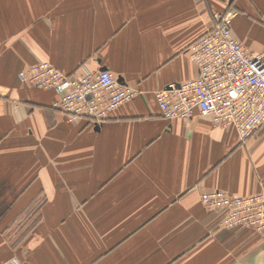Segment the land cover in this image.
I'll list each match as a JSON object with an SVG mask.
<instances>
[{
	"label": "crops",
	"instance_id": "crops-1",
	"mask_svg": "<svg viewBox=\"0 0 264 264\" xmlns=\"http://www.w3.org/2000/svg\"><path fill=\"white\" fill-rule=\"evenodd\" d=\"M235 9L264 51V0H0V264H264V235L220 226L204 192L264 188V129L166 120L155 92L197 76L188 47ZM112 71L140 93L68 121L18 72Z\"/></svg>",
	"mask_w": 264,
	"mask_h": 264
},
{
	"label": "built area",
	"instance_id": "built-area-1",
	"mask_svg": "<svg viewBox=\"0 0 264 264\" xmlns=\"http://www.w3.org/2000/svg\"><path fill=\"white\" fill-rule=\"evenodd\" d=\"M235 14V9L219 14L214 27L188 47L197 76L170 83L156 91L155 97L164 119L208 117L220 127H234L245 144L264 129V51L253 52L236 38L232 28ZM18 77L54 91L53 107L68 121L86 119L96 127L140 93L110 70L92 71L82 66L65 73L47 61L22 69ZM201 199L209 209L221 211V227L248 228L264 235V188L250 196L214 190L202 193Z\"/></svg>",
	"mask_w": 264,
	"mask_h": 264
}]
</instances>
